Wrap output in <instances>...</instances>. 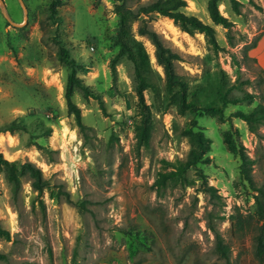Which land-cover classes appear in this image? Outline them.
Returning a JSON list of instances; mask_svg holds the SVG:
<instances>
[{
	"label": "rangeland",
	"instance_id": "obj_1",
	"mask_svg": "<svg viewBox=\"0 0 264 264\" xmlns=\"http://www.w3.org/2000/svg\"><path fill=\"white\" fill-rule=\"evenodd\" d=\"M23 1L27 21L19 0H4L7 16L0 4V127L23 120L30 132L0 133V152L10 161L35 163L50 188L39 194L25 176L14 199L0 175V220L10 232V239L0 237V253L6 256L0 264H226L216 252L209 225L230 246L231 264H264L256 257V233L236 232L230 220L238 211L249 215L255 210V192L241 176L232 142L254 159V181L264 187V125L257 135L232 117L254 108L264 95V0H238V13L229 0L220 1V12L233 23L232 42L228 30L211 21L208 0H186L188 14L214 26L220 49L204 33L183 32L168 17L154 14L149 23L180 54L177 71L185 81H212L222 69L230 84L250 81L234 89L233 96H256L252 103L229 105L225 121L218 115L197 118L210 141L208 160L200 168L218 199L199 191L195 170L189 172L197 181L193 187H153L170 170L167 162L186 158L190 146L181 132L192 114L182 113L167 89L154 45L137 33L139 23L134 25L136 38L150 56L162 91L160 100L144 93L152 127L148 147L136 136L142 107L133 65L124 56L116 73L111 68L119 52L114 1L64 0L54 18L52 0ZM151 1L126 3L136 10ZM257 37L256 48L246 49ZM55 39L65 41L82 67L78 76L100 98H86L78 88L72 96L90 128L86 144L68 112V69L58 59ZM43 127H51L52 133L40 138ZM60 190L67 195L58 194ZM83 202L85 209L80 208ZM131 226L146 238L122 233Z\"/></svg>",
	"mask_w": 264,
	"mask_h": 264
},
{
	"label": "trees",
	"instance_id": "obj_2",
	"mask_svg": "<svg viewBox=\"0 0 264 264\" xmlns=\"http://www.w3.org/2000/svg\"><path fill=\"white\" fill-rule=\"evenodd\" d=\"M114 12L118 17V26L115 34L114 43L119 47L117 56L111 62V68L116 73V64L126 57L133 65L136 78V92L142 107V119L136 127V136L140 145L148 147L151 141L152 127L148 121L149 107L146 104L145 91H150L154 99L160 100L162 97L161 87L156 71L152 67L150 56L144 44L136 38L134 31L135 23H139L137 33L139 36L147 37L155 47V57L159 66L162 67L165 75L167 89L177 97V104L182 113L189 112L192 119L187 128L181 134L189 143V151L184 160L167 162L170 170L161 173L153 184V187L160 191L169 184L180 185L183 188L193 187L197 184L196 179L189 178V172L195 170L197 178L201 180L202 187L199 191L207 193L212 199L220 198L216 187L209 185L206 175L200 165L208 160L207 154L210 150L209 138L199 126L198 117L205 115H218L225 121V110L229 105L242 102L252 103L256 96L252 93H244L241 97L232 95L234 89L242 84H250L244 81L241 84H230L228 75L221 69L213 78L201 83L191 85L185 81L183 76L177 71V62L181 60L179 53L167 46L164 39L150 26V19L154 14L172 19L181 31L190 35L204 33L209 37L216 49H220L216 39L214 26L204 23L195 15L188 14L185 9L188 7L186 0H152L149 3L140 5L136 10L128 7L126 0H113ZM221 0H208L207 10L209 17L215 26H222L228 30V38L232 42L233 23L225 17L219 9ZM233 9L238 13L240 3L238 0H229ZM65 4L64 0H52L49 10L51 17H56L58 8ZM259 37L246 49H254L257 46ZM58 45V59L68 69V79L65 97L68 105L69 114L75 117L79 133L88 142V131L90 128L83 122L81 109L73 101L75 88L83 91L86 98L100 100L99 95L93 92L82 79L78 76L82 67L72 58L70 49L66 46L63 39H55ZM247 123L250 132L259 134V128L264 125V95L261 101L249 111H238L232 115ZM17 131L30 132L29 125L23 120H13L9 124L0 127V133L10 132L15 134ZM52 133L51 127H43L42 133L38 137H47ZM230 141V140H229ZM232 142V141H231ZM230 150L237 153L241 160V176L252 188L255 200V210L253 214L243 215L239 211L231 215L232 228L239 233L255 232L256 257L264 263V187L256 185L253 177L254 159L250 158L243 148H238L235 143H231ZM3 174L7 183L11 187L13 198L16 199L22 187V178L27 176L31 180V185L39 194H43L50 188V183L44 178L43 171L35 163L27 161L20 163L10 161L0 152V175ZM58 194H66L62 190ZM81 209L86 208V202L81 203ZM209 229L215 234V249L220 258L230 262V246L225 243L224 237L214 225H209ZM123 234L130 237L145 239L146 233L136 226L121 230ZM0 237L10 239V232L6 230L0 220ZM6 256L0 253V261L5 260Z\"/></svg>",
	"mask_w": 264,
	"mask_h": 264
},
{
	"label": "water",
	"instance_id": "obj_3",
	"mask_svg": "<svg viewBox=\"0 0 264 264\" xmlns=\"http://www.w3.org/2000/svg\"><path fill=\"white\" fill-rule=\"evenodd\" d=\"M19 1L21 2L22 7L24 8V11H25V21H27V18H28V8H27V6H26V4L24 3L23 0H19ZM0 4H1L2 7H3V13H4V15L7 16V9H6V6H5V2H4V0H0ZM14 25H16V26H18V27H21V26H23L24 24H14Z\"/></svg>",
	"mask_w": 264,
	"mask_h": 264
}]
</instances>
